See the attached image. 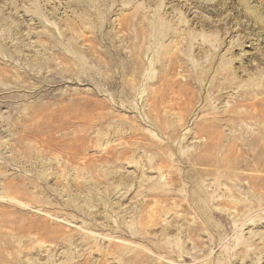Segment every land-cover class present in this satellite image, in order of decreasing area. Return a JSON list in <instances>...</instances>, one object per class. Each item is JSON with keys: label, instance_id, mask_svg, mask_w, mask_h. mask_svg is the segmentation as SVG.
Listing matches in <instances>:
<instances>
[{"label": "rangeland", "instance_id": "obj_1", "mask_svg": "<svg viewBox=\"0 0 264 264\" xmlns=\"http://www.w3.org/2000/svg\"><path fill=\"white\" fill-rule=\"evenodd\" d=\"M0 264H264V0H0Z\"/></svg>", "mask_w": 264, "mask_h": 264}]
</instances>
